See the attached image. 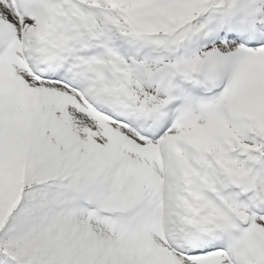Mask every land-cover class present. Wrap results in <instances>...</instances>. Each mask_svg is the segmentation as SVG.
I'll return each instance as SVG.
<instances>
[{"label": "snow or ice", "instance_id": "obj_1", "mask_svg": "<svg viewBox=\"0 0 264 264\" xmlns=\"http://www.w3.org/2000/svg\"><path fill=\"white\" fill-rule=\"evenodd\" d=\"M0 264H264V0H0Z\"/></svg>", "mask_w": 264, "mask_h": 264}]
</instances>
